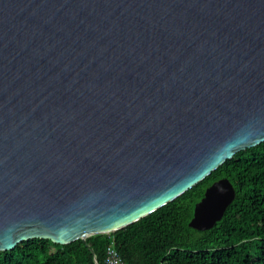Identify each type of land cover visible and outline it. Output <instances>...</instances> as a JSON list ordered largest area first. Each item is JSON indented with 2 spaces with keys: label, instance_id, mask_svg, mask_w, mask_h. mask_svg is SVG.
Returning a JSON list of instances; mask_svg holds the SVG:
<instances>
[{
  "label": "water",
  "instance_id": "95a60500",
  "mask_svg": "<svg viewBox=\"0 0 264 264\" xmlns=\"http://www.w3.org/2000/svg\"><path fill=\"white\" fill-rule=\"evenodd\" d=\"M261 142L264 0H0V251L114 232Z\"/></svg>",
  "mask_w": 264,
  "mask_h": 264
},
{
  "label": "trees",
  "instance_id": "16d2710c",
  "mask_svg": "<svg viewBox=\"0 0 264 264\" xmlns=\"http://www.w3.org/2000/svg\"><path fill=\"white\" fill-rule=\"evenodd\" d=\"M226 177L235 197L207 230L188 226L207 186ZM113 242L128 264H264V142L235 153L149 215L107 234L67 244L29 239L0 251V264H105Z\"/></svg>",
  "mask_w": 264,
  "mask_h": 264
},
{
  "label": "built area",
  "instance_id": "2783aa9c",
  "mask_svg": "<svg viewBox=\"0 0 264 264\" xmlns=\"http://www.w3.org/2000/svg\"><path fill=\"white\" fill-rule=\"evenodd\" d=\"M105 264H128L125 262L119 252L116 250L113 242L106 248V257L104 260Z\"/></svg>",
  "mask_w": 264,
  "mask_h": 264
}]
</instances>
